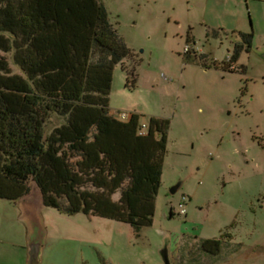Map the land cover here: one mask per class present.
Here are the masks:
<instances>
[{
	"label": "rangeland",
	"instance_id": "rangeland-1",
	"mask_svg": "<svg viewBox=\"0 0 264 264\" xmlns=\"http://www.w3.org/2000/svg\"><path fill=\"white\" fill-rule=\"evenodd\" d=\"M102 3L132 52L127 71L114 70L111 114L170 121L154 221L137 231L47 208L43 264H199L183 252V236L222 240L228 231L263 253L264 0ZM240 34H253L252 48L229 72ZM240 264H264V255Z\"/></svg>",
	"mask_w": 264,
	"mask_h": 264
},
{
	"label": "trees",
	"instance_id": "trees-1",
	"mask_svg": "<svg viewBox=\"0 0 264 264\" xmlns=\"http://www.w3.org/2000/svg\"><path fill=\"white\" fill-rule=\"evenodd\" d=\"M240 38L229 72L252 48L253 34ZM131 56L102 0H0L1 200L17 203L34 181L60 213L152 227L170 121L143 131L139 115L111 114L114 70Z\"/></svg>",
	"mask_w": 264,
	"mask_h": 264
},
{
	"label": "crops",
	"instance_id": "crops-1",
	"mask_svg": "<svg viewBox=\"0 0 264 264\" xmlns=\"http://www.w3.org/2000/svg\"><path fill=\"white\" fill-rule=\"evenodd\" d=\"M239 188L246 191L244 193L245 195L249 194L247 184H241ZM21 215L22 211L19 208V202L12 203L0 199V264H27L28 232L27 226L21 220ZM233 222V225H235L237 218ZM183 238L184 240L181 243L183 252L185 249V253H189V258L196 257L199 264H228L229 262L237 260L243 256H250L251 254H264V252H259L262 249L258 245L249 247L244 243H238L235 236L229 231L227 236L223 237L221 240V252L217 256L208 254L202 249V244L205 240H210V237L198 238L197 236L194 237V235L185 234ZM45 250L46 247L44 249V253ZM50 250L55 252L57 249H54L53 246ZM164 255L166 260L169 259L168 250L164 252ZM223 257H225L224 260Z\"/></svg>",
	"mask_w": 264,
	"mask_h": 264
},
{
	"label": "water",
	"instance_id": "water-1",
	"mask_svg": "<svg viewBox=\"0 0 264 264\" xmlns=\"http://www.w3.org/2000/svg\"><path fill=\"white\" fill-rule=\"evenodd\" d=\"M180 186L172 190L175 194ZM22 211L21 220L27 226V264H42V257L46 247L47 228L45 226L44 212L48 208L44 203V197L38 185L31 182V192L23 196L19 201ZM264 254H251L243 256L228 264H240L263 256Z\"/></svg>",
	"mask_w": 264,
	"mask_h": 264
},
{
	"label": "built area",
	"instance_id": "built-area-1",
	"mask_svg": "<svg viewBox=\"0 0 264 264\" xmlns=\"http://www.w3.org/2000/svg\"><path fill=\"white\" fill-rule=\"evenodd\" d=\"M127 116L124 115L123 118H126ZM146 129V124L142 125V130L144 131ZM184 202L186 201V197L183 198ZM184 202L182 204H180V209H181V215H184L186 213V209H185V204Z\"/></svg>",
	"mask_w": 264,
	"mask_h": 264
},
{
	"label": "flooded vegetation",
	"instance_id": "flooded-vegetation-1",
	"mask_svg": "<svg viewBox=\"0 0 264 264\" xmlns=\"http://www.w3.org/2000/svg\"><path fill=\"white\" fill-rule=\"evenodd\" d=\"M217 256V255H216Z\"/></svg>",
	"mask_w": 264,
	"mask_h": 264
}]
</instances>
